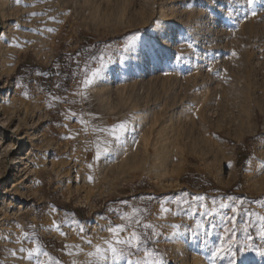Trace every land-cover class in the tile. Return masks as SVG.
<instances>
[{
    "label": "rangeland",
    "instance_id": "rangeland-1",
    "mask_svg": "<svg viewBox=\"0 0 264 264\" xmlns=\"http://www.w3.org/2000/svg\"><path fill=\"white\" fill-rule=\"evenodd\" d=\"M247 7L234 0H0V120L7 121L5 129L0 127L4 264H29L3 251L19 249L16 240L25 233L68 261L64 245L81 243L71 221H80L86 235L101 242L99 237L110 236L101 226L122 223L109 209L144 208L149 196L155 198L147 203L153 213L161 198L187 191L205 195L208 202L215 198L217 204L231 196L243 200L245 209L264 214L258 202L264 200V172L258 171L264 160V0L255 5V17L245 19ZM44 28L55 31L28 30ZM12 37L31 43L14 46ZM177 51L185 53V62L176 64ZM101 56L99 78L77 89L85 62L89 69L98 68ZM77 90L83 97L73 95ZM49 92L75 103L49 107ZM69 109L76 118L65 119ZM80 118L88 122L87 135ZM125 119L136 128L126 136L125 150L109 153L88 169L93 152L84 148L94 139L91 127ZM19 154L29 160L13 166ZM187 212L184 206L182 215L165 221L149 216L155 223L181 226L172 239L167 237L173 229L164 228L149 247L164 254L165 264H229L230 255L211 259L213 246L225 237L220 217L212 220L214 228L205 225L212 231L205 236L191 230L203 219L199 212L191 219ZM238 220L243 226L247 217L241 213ZM249 231L255 237L256 228ZM236 240V264H264V256L241 250L243 231H237ZM179 243L182 252L176 250ZM250 243L261 246L259 237Z\"/></svg>",
    "mask_w": 264,
    "mask_h": 264
},
{
    "label": "snow or ice",
    "instance_id": "snow-or-ice-1",
    "mask_svg": "<svg viewBox=\"0 0 264 264\" xmlns=\"http://www.w3.org/2000/svg\"><path fill=\"white\" fill-rule=\"evenodd\" d=\"M237 5L246 3L248 6L245 11V19L249 16L255 17L257 11L255 5L260 4L261 0H234ZM17 4L23 3V0H16ZM26 7L29 5H25ZM45 15V13H31L30 16ZM228 15H232V11L229 10ZM49 20H56V17L49 16ZM19 30L20 25H16ZM33 32H43L51 33L55 31L53 28L44 29H28ZM12 40H16L17 43L14 46H21V44L31 43V41H19L17 37H12ZM11 42V41H10ZM132 46L130 41L129 45L126 46V50ZM187 47L191 49L193 45L188 43ZM233 57L237 56L235 51L231 52ZM92 59H97L92 57ZM100 67L95 69H89L87 63L85 62V68L87 71L84 72V79L77 80V89L81 86L87 89L93 84L94 80L99 78V75L103 69V56L99 57ZM186 55L183 51H177L175 55L176 64H181L185 62ZM79 67V63L77 64ZM207 71L215 75H219V71L213 70V68L208 67ZM59 75V73H57ZM170 72H165L164 75H170ZM40 75H43L42 73ZM73 78L76 79V75L73 74ZM23 87V86H22ZM54 87L59 89L60 84H55ZM25 96L28 95L27 92L23 93ZM73 95H80L83 97V93L76 91ZM51 97V102L49 107L54 106V103L63 102L74 104L75 100H68L66 97L54 95L49 92ZM77 113L69 109V114L65 115V119L76 118ZM79 123L84 125L83 132L87 135L89 133L88 122L83 118L79 119ZM7 125H5L6 127ZM67 127V125H63ZM136 131L134 122L130 119H125L123 121L111 124L110 126L95 125L91 127V134L94 139L91 141V146L85 144V152H93L91 157L92 162L87 164L88 169H92L94 164L101 161L102 158L107 157L109 153H120L125 150L126 136L131 135ZM79 135V134H78ZM66 139H76V137H65ZM229 166H231L229 164ZM259 172H264V160L260 162ZM94 177L92 175L88 176V181L92 182ZM190 197V199H189ZM142 201L145 198L140 197ZM154 197H147L145 201L144 208L133 207L131 212H120L119 209H109V211L116 213L122 223L113 225L109 221V225L104 228L101 226V231H106L110 234L109 237H99L101 242H94V239L86 235L87 229L78 220L71 221V224L76 227L80 233V244L67 245L65 244L62 252L67 256L71 257L70 260L64 261L58 257L50 254L49 251L44 250L40 246V242L33 237H30L25 233L22 237L16 240V243L21 244L19 249H4L8 255L19 259L28 261L29 264L34 261V264H118L119 261L123 260L126 264H165L164 254L160 253L157 249L149 247L150 244H156L158 242L157 238L164 235V228H171L173 232L167 238L172 239L180 229L179 224H168V223H155L148 219L149 216L154 215L157 220L165 221L169 215L180 216L183 214L184 206H188V218L191 219L196 212L203 218L195 222L193 231L199 230L203 232L205 236H211V228H206V224H210L212 228L215 227L212 224L217 216L220 217L223 222V232L225 233L224 239L221 243L216 246L214 245L211 250V259L215 260L217 258H222L225 255H230L229 264H236L235 253L232 251L234 243H237L236 235L237 231H243L245 233V240L241 246V250H252L257 252V254L264 256V214L260 212H255L253 210L244 208L243 200H236L229 196L227 203L221 201L217 204L215 198L208 202V198L205 195H195L190 194L187 191H183L171 198H161L159 203V210L155 213L152 212L150 208L147 207V203L154 200ZM264 207V200L258 201ZM127 201H121V204H127ZM169 205H174L175 208ZM223 210H228L224 212ZM51 212H57L59 209L51 208ZM230 213V214H228ZM243 213L247 220L240 225L238 217ZM253 217L255 220H253ZM107 219V217H103ZM53 226L60 231V225L53 222ZM255 227V237H259L261 241L260 247H253L250 243L254 241L255 237L250 233V229ZM60 235L64 236L65 233L60 231ZM7 239V237H0ZM35 244V247L26 248L24 243ZM83 245H87L91 251H85ZM78 255H83L84 259L77 260L74 257ZM43 257V259L41 258ZM0 264H4V260L0 259Z\"/></svg>",
    "mask_w": 264,
    "mask_h": 264
},
{
    "label": "bare ground",
    "instance_id": "bare-ground-1",
    "mask_svg": "<svg viewBox=\"0 0 264 264\" xmlns=\"http://www.w3.org/2000/svg\"><path fill=\"white\" fill-rule=\"evenodd\" d=\"M161 29L163 28L164 29V27H162L161 25L159 26ZM160 31V30H159ZM162 31V30H161ZM136 51V50H135ZM137 60V59H136ZM138 61V60H137ZM124 69V68H123ZM7 124V121L6 120H4V121H2V120H0V127L1 128H3V129H5V125ZM13 134H14V132H13ZM158 134H159V132H158ZM160 135V134H159ZM159 135H157V136H159ZM163 138V137H162ZM0 142H1V140H0ZM156 142V141H155ZM154 143V142H153ZM164 146V145H163ZM154 148V147H153ZM165 148V147H164ZM160 149H162V148H160ZM12 150H14V147L12 148ZM154 150H156V149H154ZM153 150V151H154ZM153 158H155V157H153ZM26 160H29L28 159V157H26V155L25 154H19V156H17V158H15L14 160H13V166H18V165H26L27 163L26 162H24V161H26ZM155 160V159H154ZM153 160V161H154ZM157 160V159H156ZM152 164V163H151ZM154 164V163H153ZM150 166V165H149ZM151 168V167H150ZM154 168L156 169V166L154 165ZM59 176V175H58ZM0 177H1V174H0ZM183 248H184V245H182V243L180 244L179 243V246L176 248V250H179V251H181L182 252V250H183ZM197 261H198V259H197ZM201 261V260H200ZM205 261V260H204ZM199 262V261H198ZM198 262L196 263V264H198Z\"/></svg>",
    "mask_w": 264,
    "mask_h": 264
}]
</instances>
